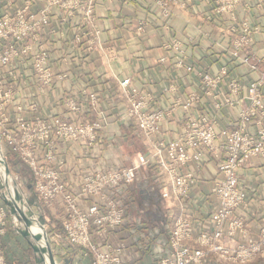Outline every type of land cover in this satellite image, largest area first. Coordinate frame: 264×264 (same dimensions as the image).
Here are the masks:
<instances>
[{
    "label": "crops",
    "instance_id": "1",
    "mask_svg": "<svg viewBox=\"0 0 264 264\" xmlns=\"http://www.w3.org/2000/svg\"><path fill=\"white\" fill-rule=\"evenodd\" d=\"M183 5L169 3L167 13L155 0H93L94 24L100 30V42L104 52L88 51L84 41L87 27L82 8H71L68 1L50 5L49 0H0V15L11 14L28 6L33 11L48 7L49 25L40 32L38 41L49 53L48 85L39 86L33 76L30 61H16L0 68V77L12 86L10 98L5 102L3 114L9 125L19 117L61 116L70 121L92 122L98 112L104 115L105 124L96 131L94 142H77L58 145L53 165L61 179L74 193L81 191L84 178L97 171L125 168L136 162L137 155L145 151V142L133 119L127 116L126 102L119 91V80L130 78L132 85L150 99V109L168 112L161 124L158 139L170 140L183 130L186 113L205 115L214 120L217 129L236 125L244 102L236 100L246 93L248 84L258 78V71L230 58L229 51L238 37L239 25L244 20L253 28L247 46L253 56H264V0H245L231 14H216L215 0H179ZM69 6V7H68ZM142 26V30H138ZM236 28V30H232ZM80 36L81 41H76ZM179 42V51L171 46ZM182 57L185 66H177ZM164 59V60H163ZM228 67V74L218 89L204 93L200 86L203 72L215 74L221 67ZM236 79L241 85L238 94H231L229 81ZM264 98V86L262 88ZM97 99V109L90 107L89 95ZM190 95L198 98L188 110L183 104ZM233 104H223L225 98ZM73 99L79 110L71 111L68 100ZM221 103L220 108L215 103ZM250 128L253 129L251 126ZM220 150L208 152L199 164H189L196 185L189 191L182 204L162 199L157 190L156 167L141 168L135 181L117 191L125 209L124 224L112 231L97 234L94 242L104 246L106 240L123 244V264H156L168 251L173 221L186 216L192 223V234L212 229V215L218 201L212 193L217 175ZM242 186L247 192L245 204L237 207L233 215L245 226V234L237 232L225 238L229 244L256 241L264 227V156L252 158L240 170ZM0 182V205H5ZM156 192L158 201L151 203ZM138 198L140 209L136 208ZM98 196L83 195L77 199V207L86 210ZM45 211L49 231L56 239L53 252L68 259L69 264H91V257L83 249L70 245L61 236L65 204L61 197L53 201ZM8 210V209H7ZM138 211V212H136ZM9 219L0 229V248L9 264H37L29 243L18 231L8 210ZM58 263V262H57ZM59 264V263H58ZM201 264H234L222 262L209 255ZM247 264H264L263 258Z\"/></svg>",
    "mask_w": 264,
    "mask_h": 264
},
{
    "label": "built area",
    "instance_id": "2",
    "mask_svg": "<svg viewBox=\"0 0 264 264\" xmlns=\"http://www.w3.org/2000/svg\"><path fill=\"white\" fill-rule=\"evenodd\" d=\"M63 1H68L71 8L80 7L83 10V21L87 27V39L84 41L86 50L104 52L99 38L101 32L94 24L93 0H49V3L63 4ZM215 1L216 14L234 16L235 8L245 0ZM170 2L184 6L179 0H155L165 14ZM47 11L48 7L33 11L24 6L11 14L0 15V68L16 61L29 60L39 86H46L51 80L49 53L38 41L40 32L49 25ZM137 29L142 30V26ZM238 30L239 35L229 51L230 58L246 65L251 71H258L259 75L248 84L246 93L236 100L237 103L244 102L236 125L217 129L214 120L207 116L186 113L183 130L178 137L158 139L162 121L168 112L150 109L148 96L134 87L130 78H123L119 80V91L126 102L127 116L134 120L144 139L145 151L139 153L136 162L129 167L97 171L86 176L78 193L68 188L61 179L59 169L52 163L60 143L94 142L96 131L105 124L102 112H98V119L92 122L70 121L58 115H38L30 119L19 117L9 125L3 109L12 93V86L5 84L0 77V142L7 152L11 151L30 169L32 188L42 207H50L54 200L61 197L65 204V217L61 224L63 235L70 245L82 248L84 255L91 257V264H123L120 256L123 244L106 240L104 246L99 247L92 236L93 231L97 234L112 232L124 224V204L117 193L120 187L132 184L141 168L154 165L156 188L161 198L182 204L197 181L194 174L184 168L189 164H199L208 152L214 150H220L222 155L212 185V193L218 201L211 218L212 229L193 236L190 219L186 216L176 218L169 236L168 251L156 264H201L209 255L234 264L264 259V227L260 229L256 241L232 245L225 239L237 232L245 234L244 222L233 215L234 210L245 204L247 198L239 173L252 158L264 156V56H253L248 52L247 46L254 30L248 22H241ZM76 41L80 42L81 37L77 36ZM171 47L181 55L184 53L177 41ZM183 61L180 57L176 65L185 66L187 71H191L192 66L185 65ZM227 74V66L221 67L215 74L203 72L200 75L201 89L206 94L216 91ZM229 88L231 94L236 95L241 91L236 79L229 81ZM89 98L90 107L96 110V96L90 94ZM197 98L190 95L183 109L188 110ZM233 102L227 97L222 103L230 105ZM68 106L71 111L79 110V105L73 99L68 100ZM220 106L221 103H215V107ZM83 195H96L99 200L91 202L86 210H80L77 199ZM7 209L0 205V229L9 219ZM12 219L14 222L15 219ZM0 264H9L1 248Z\"/></svg>",
    "mask_w": 264,
    "mask_h": 264
},
{
    "label": "water",
    "instance_id": "3",
    "mask_svg": "<svg viewBox=\"0 0 264 264\" xmlns=\"http://www.w3.org/2000/svg\"><path fill=\"white\" fill-rule=\"evenodd\" d=\"M0 154H1V162L3 163L4 166V171L7 175H10V170L8 167L7 162L5 161L4 154L2 153V150L0 148ZM11 176V175H10ZM3 185L4 188L6 187L5 180L3 179ZM14 185H17V183L14 180ZM9 194V192H8ZM17 201L16 202V199ZM15 198H11L6 196V194L2 195V199L7 206L11 216L16 220L17 226H18V231L22 236L25 238H28V228L33 224L36 223L38 226L42 229V237H44V244H45V252L47 253L49 264H56L55 256L53 254L52 248H51V239L48 238L47 233L44 230V219L43 216L38 215L34 212L26 211L25 210V203L22 200L21 196L18 194L16 195ZM30 205H32L31 200H27ZM36 241H39L41 237L36 236L34 237ZM29 243L31 245V248L33 250V253L35 255V262L37 264H45V259L42 254L43 248L33 244L30 239ZM69 262L66 260V263Z\"/></svg>",
    "mask_w": 264,
    "mask_h": 264
},
{
    "label": "rangeland",
    "instance_id": "4",
    "mask_svg": "<svg viewBox=\"0 0 264 264\" xmlns=\"http://www.w3.org/2000/svg\"><path fill=\"white\" fill-rule=\"evenodd\" d=\"M0 148L2 150V153L4 154L5 161L8 164V167H9V170H10V175L13 177V179L17 183V187L19 188V191L21 192L23 197H25L24 198L25 210L26 211H30V212H34V213H36L38 215L43 216V219H44V230L47 233L48 238L51 239V248H52V244H53L54 240L56 239V237L52 233H50L49 227H48V223L53 221V220L45 217V211L47 210L46 209L47 207H42L40 205L39 200H38L37 196L35 195L32 186H30L29 183H28V180H29V177H30V173H29V170H28L27 166L26 165H25V167H23L24 165L20 166L19 164H17V161H16L15 158L11 159L8 156V152H7L6 148L3 146L2 142H0ZM8 161H9L10 164L8 163ZM0 177H1L0 178V182L3 183L4 182L3 181L4 178L2 177L1 174H0ZM5 184H6V187L4 188V186H3L2 190L5 191L4 194H8V191L11 189V186H10V183H9L8 179H6V178H5ZM154 194L156 195L157 193L155 192ZM27 200H31L32 201V205H30ZM140 207H141L140 199L138 198L136 208L139 210ZM136 212H138V211H136ZM14 223H16V220H14ZM61 236H63V234H61ZM53 254L55 256L56 262H58L59 264H69V262L66 263V260H68V259H65V258L63 259V258L59 257L58 255H56L54 252H53Z\"/></svg>",
    "mask_w": 264,
    "mask_h": 264
},
{
    "label": "bare ground",
    "instance_id": "5",
    "mask_svg": "<svg viewBox=\"0 0 264 264\" xmlns=\"http://www.w3.org/2000/svg\"><path fill=\"white\" fill-rule=\"evenodd\" d=\"M0 174L2 175V177L6 179H8L9 183H10V186H11V189L8 191L9 194H6L7 198L8 197H11V198H15L16 195L18 194L19 196H21L22 200L24 201V198L23 195L21 194V192L19 191V188L17 187V185H14V179L12 176L10 175H7L4 171V166H3V163L1 162V154H0ZM1 178V177H0ZM8 183V182H7ZM16 199V202L17 201V198ZM36 236H39L41 237V239L39 241H36L34 237ZM28 237L30 239V241L43 248V256H44V259H45V264H49V260H48V256H47V253L45 252V244H44V237H42V229L38 226V224L36 223H33L29 228H28ZM56 264H58L56 262Z\"/></svg>",
    "mask_w": 264,
    "mask_h": 264
},
{
    "label": "trees",
    "instance_id": "6",
    "mask_svg": "<svg viewBox=\"0 0 264 264\" xmlns=\"http://www.w3.org/2000/svg\"><path fill=\"white\" fill-rule=\"evenodd\" d=\"M8 156L12 159V158H15L16 159V161H17V164H19L20 166H23L24 164L18 159V157L15 155V154H13L11 151H8ZM8 163H9V161H8ZM10 164V163H9ZM23 167H25V165L23 166ZM28 168V167H27ZM28 170H29V173H30V177H29V180H28V183H29V185L30 186H32V177H31V172H30V169L28 168Z\"/></svg>",
    "mask_w": 264,
    "mask_h": 264
},
{
    "label": "flooded vegetation",
    "instance_id": "7",
    "mask_svg": "<svg viewBox=\"0 0 264 264\" xmlns=\"http://www.w3.org/2000/svg\"><path fill=\"white\" fill-rule=\"evenodd\" d=\"M158 195L156 194H152V196H151V203H154L155 201H158Z\"/></svg>",
    "mask_w": 264,
    "mask_h": 264
}]
</instances>
